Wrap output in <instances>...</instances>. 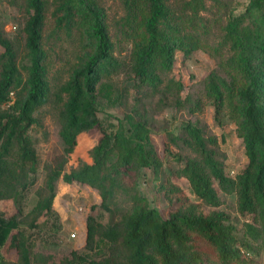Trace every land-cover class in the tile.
Segmentation results:
<instances>
[{"label": "trees", "instance_id": "obj_1", "mask_svg": "<svg viewBox=\"0 0 264 264\" xmlns=\"http://www.w3.org/2000/svg\"><path fill=\"white\" fill-rule=\"evenodd\" d=\"M24 1L31 11L23 27L28 64L17 61L13 44L0 24V47L3 48L0 52V106L12 101L10 111L0 113V199L13 198L18 204L29 187L30 173H37V155L28 134L35 122L33 113L46 102L50 91L44 40L45 0ZM147 1V11L144 13V9H139L142 40L136 45L133 71L141 81L154 87L160 81L157 66L168 70L173 63L174 50L182 48L188 53V49L176 44L162 26L168 16L164 0ZM126 2L129 8L135 7L132 0ZM51 6L54 31L66 37L80 33L87 39L85 45L91 46V54L87 53L82 65L60 87L66 96L60 109L63 154L74 150L80 134L92 129L101 132L92 149L91 162L63 173L62 179L68 184L75 181L97 189L101 197L99 208L111 212L117 194L129 189L125 176L137 167L155 162L151 151L145 148L148 129L139 121L129 122L127 129L117 127L108 132L98 117L94 98L97 84L118 66L113 57L103 7L95 0H51ZM132 14H136V10ZM247 16L255 25L249 39L239 31ZM225 31V39L233 51L228 64L235 73H232L231 82L217 76L210 77L208 90L216 109L221 107L225 98H236L239 111L237 130L248 163L235 178L227 177L221 162L206 149L200 130L188 124L186 134L202 156L188 160L181 172L188 179L193 193L210 206L219 204L213 181L223 191L235 190L239 212L253 215V221L244 225L245 234L264 252V0H250L244 12L228 20ZM156 59H160L158 65ZM237 81L240 82L238 85ZM102 90L111 95L107 84ZM64 155L50 171L48 186H52L61 175ZM51 199L52 195L38 201L35 209L49 211ZM18 209L21 210V205ZM224 218L220 212L202 215L183 210L164 217L159 210L140 205L122 218V229L111 225L100 230L90 215L87 217L84 249L72 252V258H67L63 264L105 263L91 257L99 250L95 241L97 233L110 243L120 240L128 251L127 261L121 264H260L250 254L253 250L250 243H241V247L237 245L233 227L226 224ZM19 225L15 215L0 216V249L9 241V246L18 255L15 264H31L32 251ZM198 237L205 245L198 242ZM34 256L35 259L38 255ZM0 264H7L1 254Z\"/></svg>", "mask_w": 264, "mask_h": 264}, {"label": "rangeland", "instance_id": "obj_2", "mask_svg": "<svg viewBox=\"0 0 264 264\" xmlns=\"http://www.w3.org/2000/svg\"><path fill=\"white\" fill-rule=\"evenodd\" d=\"M95 1L105 11L112 53L118 64L97 84L94 98L98 117L108 132L117 127L127 129L129 122H142L148 129L145 148L151 151L155 162L137 167L125 176L129 189L117 194L111 212L99 208L101 197L97 189L84 183L63 181V173L91 162L92 149L101 132L92 129L80 134L74 150L63 154L60 109L66 96L60 87L91 54V46L85 45L87 39L80 33L66 37L54 31L51 0H45L44 40L50 91L46 102L34 111L35 122L28 131L37 155V173H30L32 178L28 180L29 187L20 204L13 198L0 199V216L15 215L19 220V228L24 230L32 251L31 264H63L67 258H72V252L84 249L87 217L90 215L94 217L93 224L101 230L111 225L122 229V218L140 205L155 208L164 217L176 210L202 215L220 212L225 217L224 222L233 227L237 245L250 243L252 258L261 264L263 250L257 242L250 241L244 231L245 223L253 221V215L239 212L237 192L223 191L213 181L219 204L210 206L193 193L188 179L181 172L188 160L202 156L186 134L188 124L200 130L206 149L221 162L227 177L235 178L248 163L237 130L239 111L236 98H225L221 107L216 109L208 83L212 76L232 81L235 71L228 63L233 51L225 39V26L231 17L245 11L250 0H164L168 16L162 26L176 44L188 49V53L176 48L171 68L164 70L157 66L160 81L154 87L141 81L133 71L136 45L142 40L139 9H144L145 13L148 1L132 0L135 7L131 8L127 0ZM134 10L136 14L133 15ZM30 14L24 0H15L14 3L0 0V24L21 64L29 63L23 27ZM239 31L244 38L252 37L255 25L250 17H245ZM159 61L156 59L157 65ZM239 83L237 81V85ZM105 84L110 96L102 90ZM11 103L10 100L2 104L0 113L10 111ZM63 155L62 173L52 186H48V175ZM51 195L49 211L35 209L38 201ZM20 205L21 210L18 209ZM71 233L74 237L70 236ZM95 241L99 250L91 257L96 261H105L102 264L127 261L128 251L120 240L110 243L97 233ZM198 242L205 245L199 237ZM0 254L7 264L17 262V252L9 246V241L1 247ZM34 255H38L37 258L34 259Z\"/></svg>", "mask_w": 264, "mask_h": 264}, {"label": "built area", "instance_id": "obj_3", "mask_svg": "<svg viewBox=\"0 0 264 264\" xmlns=\"http://www.w3.org/2000/svg\"><path fill=\"white\" fill-rule=\"evenodd\" d=\"M70 236L74 237V234H73V233H71V234H70Z\"/></svg>", "mask_w": 264, "mask_h": 264}]
</instances>
